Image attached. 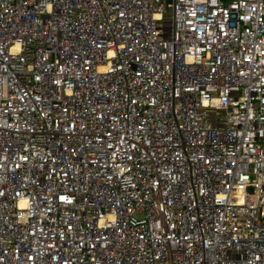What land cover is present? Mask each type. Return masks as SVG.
Listing matches in <instances>:
<instances>
[{"label": "built area", "instance_id": "obj_1", "mask_svg": "<svg viewBox=\"0 0 264 264\" xmlns=\"http://www.w3.org/2000/svg\"><path fill=\"white\" fill-rule=\"evenodd\" d=\"M0 264H264V0H0Z\"/></svg>", "mask_w": 264, "mask_h": 264}]
</instances>
